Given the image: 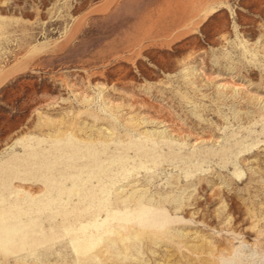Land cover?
Wrapping results in <instances>:
<instances>
[{
  "label": "rangeland",
  "instance_id": "1",
  "mask_svg": "<svg viewBox=\"0 0 264 264\" xmlns=\"http://www.w3.org/2000/svg\"><path fill=\"white\" fill-rule=\"evenodd\" d=\"M0 214V264H264V0H0Z\"/></svg>",
  "mask_w": 264,
  "mask_h": 264
},
{
  "label": "bare ground",
  "instance_id": "2",
  "mask_svg": "<svg viewBox=\"0 0 264 264\" xmlns=\"http://www.w3.org/2000/svg\"><path fill=\"white\" fill-rule=\"evenodd\" d=\"M69 146L71 145V143H67ZM43 165V167L46 168V170L48 169L47 166L48 164H41ZM72 177H79V175H74V176H71ZM93 178H95V175H93L92 173H87L86 174V179L85 180H82L83 182L85 183H88L90 185V180H92ZM77 179V178H76ZM46 181V180H45ZM52 181L51 179L47 180V182L45 183L46 184V193H47V190L50 189V185L52 184ZM82 186L81 185L80 187H77L76 189H73L74 185L71 186V188H67L66 189V194L67 195H71L72 193H74L75 195H79L81 196L82 198H85L87 199V206L88 208L89 207H95V211L97 212L96 215L102 211L104 208H107L109 205H108V196L110 194V190H105L104 189V183H102L101 179H96V186H92L90 185L91 187L89 188H85V190L82 189ZM95 187H98V189H95ZM83 191V192H81ZM98 193V195H97ZM73 194V195H74ZM45 198L41 201H37L35 203V207L37 211H39L40 209L42 208H49V206L54 202L55 198L53 197H50L48 195H44ZM109 213V212H108ZM154 213V212H153ZM95 214V213H94ZM160 214V213H159ZM109 215V214H108ZM162 215V214H161ZM1 216V214H0ZM10 216V215H9ZM110 216V215H109ZM120 216V215H119ZM135 216V215H134ZM114 217V216H113ZM144 216H142V219H143ZM146 217V216H145ZM9 218V217H8ZM96 218V217H95ZM150 219V217H148ZM106 219V218H105ZM116 219V218H115ZM124 219V218H123ZM127 219V218H126ZM133 219V218H132ZM147 219V218H146ZM161 219V218H160ZM164 219V218H163ZM103 220V219H102ZM109 220V218H108ZM114 220V219H111V221ZM119 220V218H118ZM121 220V218H120ZM141 220V219H138V221ZM157 220V219H156ZM101 221V220H100ZM159 221V220H158ZM161 221V220H160ZM99 222V221H98ZM137 222V221H136ZM10 223V222H9ZM108 223V222H107ZM106 223V224H107ZM163 223V222H162ZM7 224V223H6ZM11 224V223H10ZM160 224V223H159ZM158 224V225H159ZM163 225V224H162ZM155 226V225H153ZM10 227V226H9ZM149 227V226H148ZM158 227V226H156ZM17 228V227H15ZM18 232V231H17ZM16 232V233H17ZM25 232V231H24ZM3 235V234H2ZM88 235V234H87ZM8 238V237H7ZM3 240V239H2ZM32 241V240H31ZM36 241V240H35ZM38 242V241H37ZM23 245V244H21ZM25 246V245H24ZM23 249V248H22ZM29 251V250H28Z\"/></svg>",
  "mask_w": 264,
  "mask_h": 264
}]
</instances>
